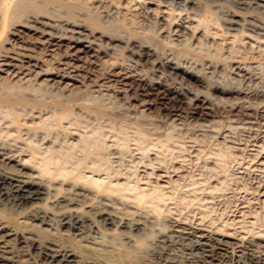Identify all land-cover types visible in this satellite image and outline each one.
Segmentation results:
<instances>
[{"label": "rangeland", "instance_id": "obj_1", "mask_svg": "<svg viewBox=\"0 0 264 264\" xmlns=\"http://www.w3.org/2000/svg\"><path fill=\"white\" fill-rule=\"evenodd\" d=\"M59 3L81 4L86 10H78L82 18L94 17L102 27L125 26V42L110 41L103 35V29L94 30L89 21H85L84 28L63 19L41 17L43 25L31 24L37 31L15 26L12 30L15 35H6L9 44L4 42L1 50L15 51L10 48L15 45L40 52L37 42L50 39L49 32L60 35L56 33L60 31L68 36L74 33L81 41L57 39L59 47H52L56 51H48L40 66L67 63L95 75L111 72L116 74L112 79L120 83L118 87L102 85L103 82L93 85L90 81L93 75L84 81L52 71H26L16 66L17 61L0 60L6 64L0 66L3 87L42 88L47 93L38 99L46 103L55 98L86 95L77 101L73 116L62 122V131L53 120L51 106L35 109L16 106L21 128L8 117L10 107L2 106L0 157L14 168L28 172V168L38 170L34 157L39 159L52 149L66 153L72 147L73 162L80 163L81 140L97 139L106 149L105 154L98 155L105 162L103 168H107L103 174L110 172L114 179L119 178L120 184L138 182L148 193L164 197L156 201L162 209L160 214L152 211L150 205L139 206L116 193L103 200L106 203L138 210L157 223L174 221L221 235L232 243L251 241L264 246V96L221 94L210 88L213 83L229 80L240 84L245 93L264 92V38L250 31L239 34L226 31L216 21L205 23L191 11H180L166 0H58ZM231 7V3L218 2L208 16L222 21L232 18ZM257 11L251 8L246 15L239 13L234 18L250 19L252 28L264 32V12ZM134 37L137 41L130 39ZM146 44L153 47H142ZM21 49L18 50L23 54H33ZM140 87L145 90H138ZM79 104L97 105L126 119L114 122L107 115L96 117ZM172 109H178L181 115H175ZM129 119L139 121L136 125L140 126ZM43 127L56 128L58 135L46 136ZM145 131L149 133L145 135ZM158 133L163 134L160 140L165 146L155 135ZM99 164L88 163L90 167ZM84 172L93 176L88 169ZM50 203L49 200L47 204ZM3 216L0 212V218ZM23 219L19 215L13 220L17 223ZM44 234L41 235L44 241L55 238ZM14 244V241L7 245L0 243V247L14 251L20 259L26 258ZM39 259L37 264H50ZM92 264L105 263L92 261Z\"/></svg>", "mask_w": 264, "mask_h": 264}, {"label": "bare ground", "instance_id": "obj_2", "mask_svg": "<svg viewBox=\"0 0 264 264\" xmlns=\"http://www.w3.org/2000/svg\"><path fill=\"white\" fill-rule=\"evenodd\" d=\"M221 1L231 3V8L234 9L232 18L223 21L213 20L208 14L213 13L211 10L213 4ZM57 2L58 0H0V60L17 61L16 66L26 71L34 69L44 72L52 71L56 74L72 75L84 81L85 79L88 81L93 75L94 79L90 80L93 85L103 82L102 85L108 86L109 84V86L118 87L117 84L120 82L112 79L116 77V74L111 72L95 75L67 63H59L60 65L54 67L49 65L42 68L40 66L46 53L55 52L56 49L52 47H59L60 43H55L57 39L81 41L80 37L74 36V33L68 36L69 34L60 31L56 32L60 35L47 32L51 36L50 39L37 42L40 44V52L17 47L21 50L32 51L35 55L23 54L15 45H10V48L16 49L15 51L1 50L2 44L10 40L6 38V35L13 34L12 30L15 26H24L37 31L38 28L31 24L33 22L42 24L39 21L41 17L63 19L70 25L84 28L86 27L85 21H89V25L93 26L94 30L95 28L103 29V35L107 36L110 41L125 42L123 35L126 30L125 26L114 24V28L102 27L94 17L82 18L79 11H84L85 7L81 4L59 3L57 5ZM166 2L180 11H191L205 23L209 20L214 23L216 21L226 31H235V34L250 31L253 32L252 35L264 38V32L252 28L250 19L234 18L236 15H246L251 8L254 11L258 10L257 12H264V0H166ZM41 4L43 5L39 7ZM57 7L61 9L58 10ZM244 10L246 12H243ZM20 14L22 16H18ZM130 39L137 41L136 38ZM142 42L153 43L152 41ZM155 46L157 47V44ZM142 47H153V45H142ZM2 65L6 64L0 63V66ZM203 76L204 72L200 77ZM210 88L218 90L221 94L264 96V92L258 91L250 90L245 93L246 91L240 84H234L229 80L213 83ZM42 90V88L29 89L23 86L15 90L14 86L0 85V108L8 105L10 107L8 117L21 128V116L16 113V106H21L22 109L51 106L53 107V120L62 131V122L73 116L77 101L86 95L55 98L51 103H46L38 99V96L47 93ZM138 90L145 89L140 87ZM226 100L230 99L226 98ZM69 102L72 104H68ZM233 104L236 103L233 102ZM79 106L87 112H94L96 117L107 115L114 122H123L126 119V116L111 114L97 105L79 104ZM171 112L181 115L178 109H172ZM134 121L131 123L135 125L140 123L138 120V122ZM42 129L45 130L46 136L58 135L56 128L43 127ZM120 129L123 130L122 127ZM149 131H145L144 134L146 135ZM155 135L159 140L163 136L161 133ZM169 139L170 137H167V140ZM160 143L165 146L161 140ZM67 149L66 153L60 154L52 149L39 159L34 157L38 170L28 168L30 169L28 172L14 168L7 159L0 157V212L4 213V216L0 218V239L2 241L0 243L7 245L14 241V245L20 249L18 251L24 252L27 256L20 259L14 255V251L6 250L7 247L1 250L0 247V264H37L38 258L40 262L50 264H92V261H102L105 264H264V246L251 241L243 244L232 243L221 235L205 233L174 221L157 223L138 210L130 211L114 203H106L103 200L116 193L119 197L133 200L139 206L150 205L152 211L160 214L162 209L156 201H161L164 197L159 193H148L140 187L138 182L129 181L120 184L119 178L114 179L110 172L104 173L105 176L102 172H105L107 168H103L105 162L101 161L98 155L105 154L106 149L97 139L85 137L81 140L80 151L83 152V159L80 163L73 162V148L68 147ZM89 162L100 164L90 167ZM72 164L74 167L70 168ZM84 169H88L93 176H87ZM59 180L61 183L58 182ZM89 193H92V196ZM49 200L51 203L47 204ZM19 215L24 219L18 220L17 223L14 222V217ZM46 233L55 238L42 240L41 235L45 236ZM32 250L34 252L31 254Z\"/></svg>", "mask_w": 264, "mask_h": 264}]
</instances>
